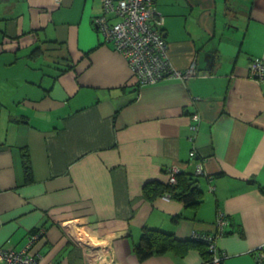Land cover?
Here are the masks:
<instances>
[{"label":"crops","instance_id":"crops-1","mask_svg":"<svg viewBox=\"0 0 264 264\" xmlns=\"http://www.w3.org/2000/svg\"><path fill=\"white\" fill-rule=\"evenodd\" d=\"M153 9L171 66H195L187 81L138 86L93 24L101 0H0V248L21 249L41 227L40 264H202L196 251L139 261L133 245L148 227L180 240L215 234L229 255L221 264H256L264 78L248 66L264 61V0H154ZM48 41L65 42L72 71L61 73L64 49ZM22 148L33 181L19 185ZM201 162L210 178H198V207L144 198V184L165 183L169 167L194 172Z\"/></svg>","mask_w":264,"mask_h":264},{"label":"built area","instance_id":"built-area-1","mask_svg":"<svg viewBox=\"0 0 264 264\" xmlns=\"http://www.w3.org/2000/svg\"><path fill=\"white\" fill-rule=\"evenodd\" d=\"M153 1L101 0L102 14L93 18V24L106 40L113 43L114 49L125 57L136 76L138 86L153 85L163 79L186 81L197 75L194 65L186 70H179L169 63L167 43L162 30L163 21L154 12ZM248 74L253 79H263L264 61L259 59L251 61ZM193 120L198 121L197 114L193 115ZM192 128L196 129V126ZM178 170L176 166L170 169L168 175L170 183H175V173ZM195 173L203 175L200 164L197 165ZM212 190L213 187L210 186V191ZM217 223L218 226L219 222ZM192 235L195 233L192 232ZM41 237L38 232L30 233L19 252L0 250V264H40L39 255L34 251V247ZM206 239L208 242L213 241L211 237ZM220 257H214L211 263L207 264H219Z\"/></svg>","mask_w":264,"mask_h":264},{"label":"trees","instance_id":"trees-1","mask_svg":"<svg viewBox=\"0 0 264 264\" xmlns=\"http://www.w3.org/2000/svg\"><path fill=\"white\" fill-rule=\"evenodd\" d=\"M51 44H57L62 46L65 52L63 60L65 61V68H61V73L72 71V60L67 55V48L65 42L63 41H48ZM41 49L38 51L33 50L28 57L34 59V55L40 54ZM60 73V74H61ZM200 158H197L199 160ZM21 161L23 176L22 180L18 183L19 185H24L33 181L31 161L27 149H21ZM199 162V161H198ZM207 177L206 174L198 175L194 172H187L179 169L175 173V183L165 182L162 183L158 180H152L146 182L143 186V196L145 199L153 200L156 197L168 196L172 199L180 201L185 208H196L203 202V191L198 186V178ZM249 184H255L252 179L247 180ZM261 192L264 193V187L258 185ZM181 216L177 215L172 219L176 222ZM226 223H228L227 216L224 217ZM217 224V223H216ZM219 229V225L217 226ZM225 229V227H223ZM36 231H30L33 233ZM195 235L189 236L188 239L180 240L177 239L174 234L163 232L157 229H151L148 227H143L140 238L136 244L133 245V254L139 261H144L152 256H159L165 254H173L176 257L182 258L188 254L189 251H196L201 259L202 263H211L212 259L216 256L222 259L225 258L226 254L217 248L215 241L208 242L206 239L210 233H205L202 231H193ZM225 233V232H224ZM211 236H216L215 234ZM217 237V236H216ZM214 244V247L212 245Z\"/></svg>","mask_w":264,"mask_h":264},{"label":"bare ground","instance_id":"bare-ground-1","mask_svg":"<svg viewBox=\"0 0 264 264\" xmlns=\"http://www.w3.org/2000/svg\"><path fill=\"white\" fill-rule=\"evenodd\" d=\"M167 58H168V56H167ZM168 61H169V60H168ZM169 63H170V62H169ZM194 68H195V66H194ZM186 81H187V80H186ZM191 153H192V155L190 154V156H191V157H194V156H195V152L192 151ZM200 169H201L202 174H206L205 171H204V168H203V166H202V162L200 163ZM225 216H226V215H225V213H223V211H220V210L218 211L217 219H218V222H219V234H221V235L224 234V229H223V227H225V225L227 224V223H226V220H224V217H225ZM33 231L38 232L42 237H44L45 231H44L43 228H41V227H40V228H35V229H33ZM219 234H218V236H219ZM28 235H29V234H28ZM28 235H27V236H28ZM42 237H41V238H42ZM208 237H211V238L215 241V245L217 246V248H219L220 250H222V251L225 253V250H224V249H221V248L218 246V244H217V237H215V236H211V235H208ZM37 243H38V242H37ZM37 243H36V244H37ZM35 246H36V245H35ZM0 250H5V251L10 250V251L19 252V251L22 250V248L19 249V250H14V249H3V248H0ZM225 254H226V256H225L224 259H227L229 255H227V253H225ZM251 254H252V256H253L254 261H255L256 264H264V242L261 243L260 245H258L257 247H255L254 249H252ZM222 260H223V259H222ZM221 262H222V261H221ZM221 262H220L219 264H221ZM202 264H207V263H202Z\"/></svg>","mask_w":264,"mask_h":264},{"label":"rangeland","instance_id":"rangeland-1","mask_svg":"<svg viewBox=\"0 0 264 264\" xmlns=\"http://www.w3.org/2000/svg\"><path fill=\"white\" fill-rule=\"evenodd\" d=\"M48 72H52L50 69H48ZM175 168V166H171L167 169V175H169V172H170V169H173ZM196 169V168H195ZM166 182H169V179L166 181ZM209 190H210V187H209ZM204 196L206 197L207 196V193H204Z\"/></svg>","mask_w":264,"mask_h":264}]
</instances>
